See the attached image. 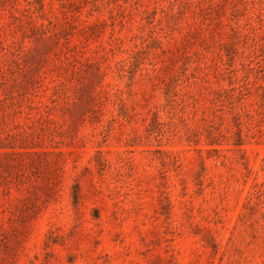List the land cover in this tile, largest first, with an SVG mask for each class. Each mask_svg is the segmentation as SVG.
Returning <instances> with one entry per match:
<instances>
[{"label": "rangeland", "instance_id": "374dc122", "mask_svg": "<svg viewBox=\"0 0 264 264\" xmlns=\"http://www.w3.org/2000/svg\"><path fill=\"white\" fill-rule=\"evenodd\" d=\"M0 264H264V0H0Z\"/></svg>", "mask_w": 264, "mask_h": 264}]
</instances>
